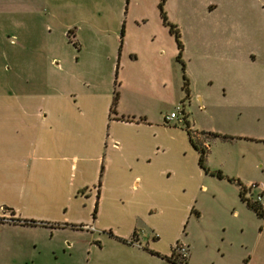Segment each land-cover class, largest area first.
Returning a JSON list of instances; mask_svg holds the SVG:
<instances>
[{"label": "crops", "instance_id": "obj_1", "mask_svg": "<svg viewBox=\"0 0 264 264\" xmlns=\"http://www.w3.org/2000/svg\"><path fill=\"white\" fill-rule=\"evenodd\" d=\"M45 12L44 23H30L49 32L39 52H25L34 44L29 26L19 38L22 44L11 40L10 46L19 44L23 52L6 57L7 79L0 83V227H30L20 222L34 221L46 224L41 228L51 233L83 231L97 244L89 246L85 264H176L165 258L180 240L162 242L156 223L169 226V220L171 229L178 225L180 230L185 223L184 233L188 222L203 221L208 185L215 177L199 167L186 128L164 120L175 107L176 69L182 77L173 37L159 11L151 27L143 17L128 21L126 15L122 37L119 32L111 43L95 34L88 17L87 39H82L71 23L61 28L48 21L55 10ZM52 30L59 35L53 36ZM69 30L77 47L66 37ZM235 39L230 51L217 59L216 71L226 78L221 82L225 92L250 87L248 73L264 60V42L255 47L252 37ZM239 42H245L243 50ZM62 50L71 52V62ZM183 51L189 89L183 103L186 125L205 149V167L246 188L264 186L248 175L259 164L246 154L255 143L264 145V135L251 132L263 123L264 103L205 104L196 95L199 104H193L190 60ZM105 70L107 78L111 75L108 82L104 76L97 78ZM115 82L118 101L110 115ZM196 112L222 121L224 127L200 129ZM227 183L236 195L234 214L255 215L240 201L239 187ZM84 203L89 219H69ZM188 243L186 235L181 243L188 251L185 262L194 264ZM244 262L251 264L248 254Z\"/></svg>", "mask_w": 264, "mask_h": 264}, {"label": "rangeland", "instance_id": "obj_2", "mask_svg": "<svg viewBox=\"0 0 264 264\" xmlns=\"http://www.w3.org/2000/svg\"><path fill=\"white\" fill-rule=\"evenodd\" d=\"M159 2L160 0H0V83L5 84L7 79L6 57L23 52L19 38H22L30 23L45 22L43 14L48 8L56 11L53 18L48 20L56 26L62 28L71 23V27L78 31L81 38L87 39L85 18L88 17L95 28V34L111 43L116 36L119 37L121 23L125 21L126 15L129 16L128 21L131 17H143L151 27L158 15ZM125 7L127 12L124 15ZM163 11L168 22L177 27L183 55L190 60L188 67L193 81V104H199L196 95L202 97L205 104L242 100L264 103V60L258 62L248 73L252 82L248 88L236 87L229 92L222 91L221 82L226 78L216 71L218 57L230 51L235 37H238L237 41L252 37L255 47L264 42V0H165ZM30 27L34 44L25 49V52L34 55L33 53L39 52L41 43L49 32L42 25ZM50 33L53 36L59 35V31L55 30ZM12 39L19 44L10 46ZM239 43L238 48L243 50L241 46L245 42ZM69 52L62 50L61 54L65 59L69 57L68 61L71 62ZM178 70L179 68L176 69L174 90L175 106H180L181 100L186 103L184 95L180 94L181 75ZM103 76L106 82L111 79V75L107 78L106 70L97 75V78ZM261 105L264 107V104ZM195 120L200 129L202 127L213 131L224 127L222 121L198 112ZM188 123L190 124L189 120ZM230 126L231 124L228 125ZM181 128L185 129L186 125L182 124ZM251 130L252 133L264 135V120ZM248 150L249 153L246 154H249V158L259 164L254 174L248 175L264 181V145L255 143ZM211 180L207 193L208 213L203 221L188 222L183 233L185 223L181 230L178 225L171 229L169 220V226L159 220L156 223L158 237L164 243L176 238L180 240L178 244H181L187 235L192 253L191 261L194 264H243L247 254L251 257V264H264V220L251 213L235 215L236 207L231 206V203H235L234 189L227 182L216 178ZM83 205L85 207L86 203ZM22 210L23 213L30 211ZM87 212L86 207L72 211L69 219L88 220ZM91 244L97 245L83 231L51 233V230L41 227H0V264H85Z\"/></svg>", "mask_w": 264, "mask_h": 264}, {"label": "trees", "instance_id": "obj_3", "mask_svg": "<svg viewBox=\"0 0 264 264\" xmlns=\"http://www.w3.org/2000/svg\"><path fill=\"white\" fill-rule=\"evenodd\" d=\"M164 2H165V0H160V2L158 4V10H159L160 18L162 20L163 25L168 29L169 34L173 37V39L175 41L176 48L178 50V54L176 56V60L181 64V68H182V77H181L182 78V86H181V90L184 93V100H188V98H189L188 80L185 77L184 67H183V63L181 61V54H182V51H183V46H182V43L180 41V34H179V31H178L177 27L174 24L168 22V20L166 18V15H165V13L163 11ZM72 34H73V30H69L67 32V34H66V37H67L68 41L70 43H72V45L74 47H77V43L72 40ZM122 35H123V25H122L121 30H120V37H122ZM114 86L115 87H114V91H113L110 115L115 113L114 108H115V106L117 104V101H118V92L116 91V86H117L116 82H115ZM186 131H187V134L189 136V140H190L191 146L193 147V149L198 154V165H199V167L206 174H208L210 176H213V177H215L218 180H223L224 179V180H226L229 183H233V184L237 185L239 187V199H240V201L242 203H244L246 208L248 210L252 211L256 215L257 218L263 219L264 218V208H262L261 205L256 204V203H254L251 200L246 198V193H247L246 187H244L236 179L227 178L224 175H222L220 172H217V171L211 172L205 167V165H204V159H205V155H206L205 149L200 147V145H198L194 141V139L191 136L192 133H191V131H189L188 125H186ZM221 138L227 139L229 137L221 136ZM95 209H96V204H95ZM94 215H95V210H94V212L92 214V217H94ZM20 223L23 226H30V227H36V226L45 227L46 226V224H44V223H37V222H34V221H22ZM178 243L179 242H177L174 246L178 245ZM155 255H157V254H155ZM165 259L167 261L171 262V263L186 264L185 260H179L177 258L176 254L174 253V247L172 248L171 256L169 258H165ZM244 264H245V262H244Z\"/></svg>", "mask_w": 264, "mask_h": 264}, {"label": "built area", "instance_id": "obj_4", "mask_svg": "<svg viewBox=\"0 0 264 264\" xmlns=\"http://www.w3.org/2000/svg\"><path fill=\"white\" fill-rule=\"evenodd\" d=\"M165 122H176L178 124H186L187 115L185 113L184 105H177L173 111L164 118ZM246 198L252 202L259 204L264 208V186L262 184H254L246 188ZM86 230L92 231L91 227H83ZM187 247L184 244L174 246V253L179 260H185L187 257Z\"/></svg>", "mask_w": 264, "mask_h": 264}]
</instances>
